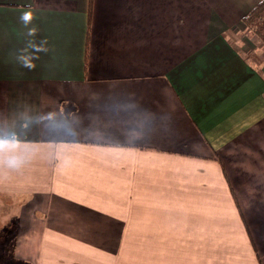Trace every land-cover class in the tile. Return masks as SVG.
<instances>
[{"label":"crops","instance_id":"0c3cea01","mask_svg":"<svg viewBox=\"0 0 264 264\" xmlns=\"http://www.w3.org/2000/svg\"><path fill=\"white\" fill-rule=\"evenodd\" d=\"M260 1L0 0L5 261L264 264Z\"/></svg>","mask_w":264,"mask_h":264},{"label":"rangeland","instance_id":"374dc122","mask_svg":"<svg viewBox=\"0 0 264 264\" xmlns=\"http://www.w3.org/2000/svg\"><path fill=\"white\" fill-rule=\"evenodd\" d=\"M245 28L246 32H241V34H239V36L236 38V44L238 47H242L245 43L249 58L256 64H258V66L264 71V42L258 35L254 34V32L249 30L247 27ZM4 198L5 197L3 195H0V264H20L13 261H5L6 255H8V253L10 252V246L16 243L20 231L16 229H3V227L5 226V217L1 218V216L4 215ZM11 209L17 208L12 207Z\"/></svg>","mask_w":264,"mask_h":264},{"label":"clouds","instance_id":"9594fccd","mask_svg":"<svg viewBox=\"0 0 264 264\" xmlns=\"http://www.w3.org/2000/svg\"><path fill=\"white\" fill-rule=\"evenodd\" d=\"M21 7L24 8L25 10L21 11L19 19L24 25V27L27 29L26 36L34 38L37 34L38 29L33 24V20L35 18L33 10L31 9L30 5H22ZM46 44H47L46 40H41V42L37 44L34 42V39H30L28 41V47L31 49V52H29L27 57L19 58L21 67L27 68L29 70L34 69L36 67L34 61L40 58L39 53L41 52L46 53L48 51ZM3 144L4 142H0V148L3 147ZM8 162L10 166H16L18 160L15 157H13L9 159Z\"/></svg>","mask_w":264,"mask_h":264},{"label":"trees","instance_id":"16d2710c","mask_svg":"<svg viewBox=\"0 0 264 264\" xmlns=\"http://www.w3.org/2000/svg\"><path fill=\"white\" fill-rule=\"evenodd\" d=\"M91 3L89 0L88 8V22L91 17ZM242 23L254 34L258 35L264 42V0H261L245 17L242 19Z\"/></svg>","mask_w":264,"mask_h":264}]
</instances>
